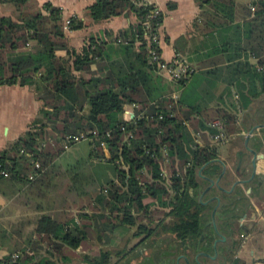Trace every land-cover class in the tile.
Returning <instances> with one entry per match:
<instances>
[{
	"label": "trees",
	"instance_id": "16d2710c",
	"mask_svg": "<svg viewBox=\"0 0 264 264\" xmlns=\"http://www.w3.org/2000/svg\"><path fill=\"white\" fill-rule=\"evenodd\" d=\"M0 1L12 2L18 12L14 18L0 16V83L30 86L40 101V117L0 152L1 168L7 172L0 178L25 184L40 180L75 143L65 148L66 135L90 131L97 133L109 152L106 155L99 143L94 149L87 139L90 158L109 164L112 172L87 194V209L82 206L76 212L80 222L71 214L63 221L40 214L32 230L36 240L29 242L38 255L33 257L29 248L16 246L0 258V264H73L65 250L89 249L93 237L111 245L114 235L123 238L118 230L128 229L133 237H142L129 247L127 239L117 250L99 248L95 255L84 254L83 260L87 264H168L173 242L177 248V239L190 243L200 237L204 226L196 196L199 177L205 166L218 169L219 164L214 160L216 146L195 141L198 132L204 135L201 130L210 129L206 117L195 116L199 108L192 104L181 107V97L171 98L176 90L149 58V47L159 53L160 48L158 42L148 44L146 36L158 34L163 12L145 0H95L87 7L92 22L129 12L135 20L114 35L107 32L110 41L90 36L76 49L69 45L65 30L85 26L81 18L70 16L65 25L62 10L51 2L26 11L29 0ZM196 1L201 16L208 9L224 14L233 32L243 36L239 42L256 59L253 72L259 80L255 88L263 92L264 0H252L254 11L236 0ZM237 12L244 15L242 25L234 23ZM186 80L175 84L183 86ZM240 100L241 107L249 106L250 99L244 95L236 105ZM126 104H135L130 118L124 116ZM235 112L220 110L215 117H224L226 129L236 131ZM34 161L40 167L31 179ZM148 248V255H142ZM111 257H117L116 261Z\"/></svg>",
	"mask_w": 264,
	"mask_h": 264
},
{
	"label": "crops",
	"instance_id": "0c3cea01",
	"mask_svg": "<svg viewBox=\"0 0 264 264\" xmlns=\"http://www.w3.org/2000/svg\"><path fill=\"white\" fill-rule=\"evenodd\" d=\"M94 1L29 0L25 10L41 9L44 2H51L62 10L65 20L70 16L81 18L85 26L79 29L65 30L69 45L80 49L90 36L110 41V35L116 34L135 20L134 13L129 12L109 17L100 22H92L87 7ZM145 1L153 3L164 14L158 31L161 59L166 62L178 59L192 69L185 84L179 87L163 71L158 73L172 89L176 90L178 98L181 97L183 100L181 107L192 104L199 108L193 113L195 116H200L203 119L206 117L204 122L210 129L201 130L204 131V135L198 132L195 135V141L199 145L208 143V145L216 146L217 158H220L225 166L224 177L221 179V186L225 191L218 189L215 185L209 189L211 183L207 178L215 177L217 167L205 166L199 177L200 184L196 189V196L201 204L202 226L212 231L211 221L214 219L226 238H221L218 241L216 254L211 247L213 239L211 236H205V239L199 237L190 243L187 241L182 243L177 239V248L176 243L173 242L175 244L173 255L179 258V264H187L186 261L189 264H198L196 259L205 264H238L237 261H240L241 264H252L253 262L254 264H264V106L262 102L264 101V91L260 92L259 86L255 88L259 80L253 72L256 59L245 51L244 42H239L243 36L239 37L238 33L233 32V28L229 27L230 23H226L224 20V14L208 9V12L201 16L202 8L196 0ZM249 1L236 0L238 4H244L248 8ZM169 3H173L172 7L168 6ZM17 14L12 2L0 1V16L14 18ZM235 17L234 23L242 25L244 15L237 12ZM57 53L63 54L64 51ZM243 95L251 102L249 100L248 107L240 106V118L236 121L235 116L234 119L236 131H228L225 122L227 120L224 117L215 116L220 110L234 113L236 109L237 112L236 103ZM39 107L40 101L30 86L0 83V152L11 142L23 136L28 126L40 117ZM126 110L131 113V104H126L124 112ZM211 120L220 121L221 130L230 134L226 142L216 145L211 141L212 134L219 130L218 127L208 124ZM247 138L248 146L256 150L254 165L252 164L253 155L245 145ZM88 145L90 148V144ZM70 151L64 150L61 156L56 159L55 166L51 170L44 171V174L39 177L40 180L31 184L6 177L0 178V226L2 227L0 233H5L7 225L18 224L15 225L14 230L11 229L10 240L6 239L7 234H3L5 238L0 242V258L8 255L10 250L16 246L29 248L33 257L38 255L29 242L36 240V235L32 234V230L40 214H51L60 221L66 220L71 214L75 216V222H80L76 215L78 210L72 209L73 205L68 203L67 205L64 203L56 205L46 202L44 198L51 187L55 185L54 181L62 174L68 175L73 168L71 166L63 169L57 163L63 154L70 153ZM88 157L90 158L89 152ZM218 164L219 168H222V163L218 162ZM236 179L243 182L235 185L230 191L231 183ZM71 185L70 183L66 184L68 190ZM83 192L80 191L79 195H82ZM215 195L220 197L218 206L212 199ZM228 204L234 207L231 209L230 206H227ZM214 206L217 208L214 217H212L211 212ZM228 211L238 214V219L234 220L233 224L234 231L230 236L221 226L222 217L229 214ZM91 242L93 244L89 249L79 247L76 250H65L68 257L74 259L73 264H87L83 260L84 254L89 256L96 254V251L101 247L100 242L95 237ZM111 242L113 244L109 245L111 246L109 249L117 250L119 244H122L118 234L113 236ZM205 243L209 244L204 247ZM191 245L193 248L190 247ZM197 251H203L212 256L210 258L207 254H197ZM39 253L44 254L42 250ZM141 253L148 255L146 250ZM171 257L172 255L170 258H166L168 264H170ZM183 257H186L187 260ZM116 259L117 257L113 261ZM59 264L70 263L61 261Z\"/></svg>",
	"mask_w": 264,
	"mask_h": 264
},
{
	"label": "rangeland",
	"instance_id": "374dc122",
	"mask_svg": "<svg viewBox=\"0 0 264 264\" xmlns=\"http://www.w3.org/2000/svg\"><path fill=\"white\" fill-rule=\"evenodd\" d=\"M88 144L89 141L87 139L79 140L70 145L71 147L65 150H71L70 153H65L58 159L57 163L60 168L64 169L71 166H73V168L71 169V171L69 170L70 172L68 175L62 174L54 181L55 185L51 187V189L46 194V197H44L46 202L54 203L56 205H60L62 203L67 205L68 203L73 205L72 209L74 210H79V207L82 206L83 208H86L87 206H85V203L88 200L87 194L90 193V191H95L96 189H98L100 187V184L104 180L110 178L112 172L109 169V164L98 160H92L88 157ZM67 183L72 184L69 190L66 186ZM80 191H84V194L79 195ZM16 224L17 223H15L14 225L6 226L7 230L5 231V233H0V242L3 238H5L3 234H7L6 239H9L10 231L11 229H15ZM1 229L2 227L0 226V230ZM118 232H121L123 238H120L122 240V244H119L117 249H119L122 245H125L123 244L125 239H128L127 247L133 244L134 238L132 236V231H129L128 229L127 231L124 230V232L118 230ZM165 242L166 239L163 238L161 244H164V248L165 246H167V243ZM99 245L101 246V249H107L111 247L109 245L105 246L100 243ZM146 252L149 253L150 249L148 248ZM170 260V264H176L177 256L172 254Z\"/></svg>",
	"mask_w": 264,
	"mask_h": 264
},
{
	"label": "built area",
	"instance_id": "2783aa9c",
	"mask_svg": "<svg viewBox=\"0 0 264 264\" xmlns=\"http://www.w3.org/2000/svg\"><path fill=\"white\" fill-rule=\"evenodd\" d=\"M248 5H249V8L251 9V11L255 10V4L252 3V0H250L248 2ZM157 11H158L157 9H154L153 12L157 13ZM67 23H68V19L65 20V25ZM146 38H147L148 44H150L152 41L158 42V34L152 35L151 37L146 36ZM150 57H151L152 61H155L157 63V67H158V70L160 72L163 71L165 74H167L169 76L170 79H172L176 82L179 79L187 78L192 72V69L189 66H187L186 63H183L181 60L175 59V60H172L169 62L163 61L161 59V55H160L159 51H157L156 48L149 47V58ZM171 98L173 100L177 101L178 96H177L176 91H173L171 93ZM134 106H135V104H131V108H132L131 113L128 110H126L124 112V116L126 118H130L131 116H133L132 112H133ZM235 115H236V121H238L240 118V115H241L240 104H237V112ZM208 124L213 126V127L216 126L219 128V130L216 133L212 134V137H211V141L214 142L216 145L222 144L229 139L230 134L221 130L222 125H221L220 121H217V120L212 121L211 120V121H209ZM89 133L90 134H88V135L83 134V133L66 135L65 138L62 140V144L65 148H68V146L71 142H77V141L82 140V139H89L92 141V146L94 149H97V147L102 146L105 150H107L105 147L104 141H101L99 139V136H97V133L95 131H90ZM97 143H99L100 145L98 146ZM34 166H35V171L33 173L29 174V178H31V179L34 178V176L36 175L35 172H37V169L40 167L39 163L36 161H34ZM164 173H165V171H164ZM0 175H4V176L7 175V172L1 168V164H0ZM12 257L16 258L17 253H14L12 255Z\"/></svg>",
	"mask_w": 264,
	"mask_h": 264
},
{
	"label": "water",
	"instance_id": "95a60500",
	"mask_svg": "<svg viewBox=\"0 0 264 264\" xmlns=\"http://www.w3.org/2000/svg\"><path fill=\"white\" fill-rule=\"evenodd\" d=\"M258 126H260V125H258ZM247 140H248V138H247L246 141H245V145H246L248 151H249L250 153H252V155H253L252 164L254 165V163H255L256 150H255V149H252V148H250V147L248 146V144H247ZM105 153H106V155H109V152H108L107 150L105 151ZM214 160L218 161L219 163H222L223 166H222L221 172L219 173L218 177H216L215 179L212 178V177H211V178H210V177L207 178L208 181L211 183V185L209 186V189L212 187V185H215L218 189H220V190H224V191H225V189L219 184V179H220V177H221V176L224 174V172H225V166H224V163H223V161H222L220 158H215ZM242 182H243L242 180H240V179H236L234 182L231 183V189H230V191L234 188L235 185H237V184H241ZM201 196H202V194L200 195V197H201ZM212 199L216 201V205L218 206V204L220 203V197H219L218 195H215V196L212 197ZM212 199H211V200H212ZM217 206H214L213 209H212V212H211L212 217H214V215H215V211H216ZM222 206H223V205H222ZM227 206H230L231 209L234 207V206L231 205V204H228ZM228 213H229V214H225V215L222 217V221H223V222L221 223V226H222V228H223L224 230L227 231L228 235L230 236V234H232V232L234 231V230H233V224H234V220L238 219V214L235 213L234 211H228ZM201 215H202V214H201ZM252 219H254V218H252ZM211 228H212V231H209V229H206V227H203V228H202L203 231H202L200 237L202 238V237H204V236H209V237L211 236V237L213 238V239H212V242H211V247H212L214 253L216 254V253H217V247H216V245H217L218 241H219L221 238H222V239H225V238H226V235L223 233V230L220 228V226L216 225L214 219H212V221H211ZM241 230H242V229H241ZM215 236H216V237H215ZM214 237H215V238H214ZM204 239H205V238H204ZM208 244H209V243H208ZM208 244L205 243L203 246L206 247ZM190 247L193 248L192 245H191ZM198 249H199V247H198ZM197 254H207L208 257L212 256V255H210V254H208V253H206V252H203V251H197ZM183 258L186 259V257H183ZM210 258H211V257H210ZM178 259H179V258H177V262H176V264H179V262H178L179 260H178ZM186 260H187V259H186ZM255 260H256V259H255ZM186 262H187V264H189L188 261H186ZM196 262H197L198 264H205L204 262H202V261H200V260H198V259H196ZM252 264H254V262H253Z\"/></svg>",
	"mask_w": 264,
	"mask_h": 264
},
{
	"label": "flooded vegetation",
	"instance_id": "af4514ba",
	"mask_svg": "<svg viewBox=\"0 0 264 264\" xmlns=\"http://www.w3.org/2000/svg\"><path fill=\"white\" fill-rule=\"evenodd\" d=\"M220 169H222V168H218V169H216V173L214 174L215 175V177L214 178H216V177H218V175H219V173L221 172V170ZM224 177V174L220 177V179H219V184L221 185V179ZM142 236H135V237H133L134 238V242H133V244L136 242V241H138L140 238H141Z\"/></svg>",
	"mask_w": 264,
	"mask_h": 264
}]
</instances>
